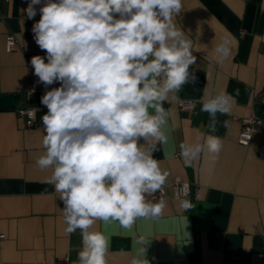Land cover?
Here are the masks:
<instances>
[{
	"label": "crops",
	"instance_id": "obj_1",
	"mask_svg": "<svg viewBox=\"0 0 264 264\" xmlns=\"http://www.w3.org/2000/svg\"><path fill=\"white\" fill-rule=\"evenodd\" d=\"M29 2L0 0V94L16 96V108L0 110V234L4 235L0 264H73L82 247L81 232L65 231L63 201L48 183L53 169L41 170L36 164L45 151L41 117L47 111L36 109L32 127L16 112L23 105L38 106V89L60 87L59 82L41 83L27 62V53L41 51L47 63L46 51L36 44L32 28L48 0L34 6L33 19L24 11ZM262 3L182 0L174 22L191 39L197 61L189 68L194 79L182 86L179 99L169 94L163 104L167 122L162 131L167 142L157 144L153 155L169 172L164 184L168 195L163 198L167 206L158 218L137 219L130 230L118 221L97 220L89 231L108 238L106 264H130L133 257L144 255L148 264H264V158L257 156L261 137L255 133L247 144L240 143V124L231 119L233 114L252 112L264 119ZM8 33L17 39L12 51L4 46ZM222 42L230 46L231 56L218 63L214 49ZM30 87L33 90L27 92ZM222 90L235 97L230 114H217L221 123L214 134L221 137L222 150L212 159L205 149L191 166H185L179 145L203 144L202 133L208 132L209 116L200 112V101ZM181 100L192 101V108L180 109ZM175 177L200 188V198L189 209L171 196L169 185ZM140 236L145 237V254Z\"/></svg>",
	"mask_w": 264,
	"mask_h": 264
},
{
	"label": "clouds",
	"instance_id": "obj_2",
	"mask_svg": "<svg viewBox=\"0 0 264 264\" xmlns=\"http://www.w3.org/2000/svg\"><path fill=\"white\" fill-rule=\"evenodd\" d=\"M40 2L30 0L28 19ZM181 10L182 0H48L39 9L32 31L47 63L36 55L31 64L41 83L60 87L41 97L48 111L41 117L45 151L36 164L53 169L48 183L63 201L65 231L81 232L73 264H106L108 238L89 231L97 220L130 230L137 219L158 218L167 206L146 195L161 190L169 175L153 155L157 144L167 142L163 104L169 94L179 99L182 86L194 79L191 39L174 22ZM214 51L218 63L231 56L227 42ZM234 99L226 90L201 99L208 132L203 144L179 145L185 166L205 149L218 158L223 141L214 134L221 123L217 114H230ZM180 206L192 207L187 199ZM138 241L145 254V237ZM146 262L144 255L130 264Z\"/></svg>",
	"mask_w": 264,
	"mask_h": 264
},
{
	"label": "built area",
	"instance_id": "obj_3",
	"mask_svg": "<svg viewBox=\"0 0 264 264\" xmlns=\"http://www.w3.org/2000/svg\"><path fill=\"white\" fill-rule=\"evenodd\" d=\"M2 17L0 16V22ZM17 45V39L13 33H8L5 37V50L12 51ZM46 51V50H45ZM41 55V51L29 52L26 54L27 62L34 71L31 64V59L33 56ZM33 88H28V91H32ZM46 91H50L47 88L38 89V106L33 108L23 105L16 109L18 116H20L28 127L36 125V109L46 110V106L41 104V97ZM180 109H191L193 104L190 100H181L178 102ZM232 120L237 121L240 124V131L238 135V140L242 144H247L253 137L255 133H258L261 137V141L258 145L257 156L259 158H264V119L256 116L253 112L248 115H236L233 114ZM171 196L177 200L181 201L187 199L192 205L193 200H198L200 198V188L198 185L193 184L181 177H175L170 183ZM168 195L165 186L162 189L153 193L151 195H146V200L155 203L156 201L165 198ZM184 209V208H183ZM4 235L0 234V238Z\"/></svg>",
	"mask_w": 264,
	"mask_h": 264
},
{
	"label": "water",
	"instance_id": "obj_4",
	"mask_svg": "<svg viewBox=\"0 0 264 264\" xmlns=\"http://www.w3.org/2000/svg\"><path fill=\"white\" fill-rule=\"evenodd\" d=\"M16 108V96L14 93L0 94V110Z\"/></svg>",
	"mask_w": 264,
	"mask_h": 264
}]
</instances>
